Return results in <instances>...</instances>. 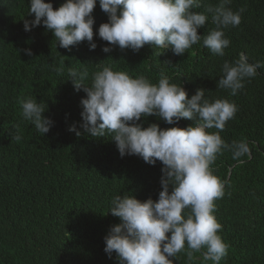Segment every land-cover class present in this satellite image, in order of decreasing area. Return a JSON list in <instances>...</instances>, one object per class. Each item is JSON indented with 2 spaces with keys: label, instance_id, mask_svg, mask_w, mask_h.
<instances>
[{
  "label": "trees",
  "instance_id": "obj_1",
  "mask_svg": "<svg viewBox=\"0 0 264 264\" xmlns=\"http://www.w3.org/2000/svg\"><path fill=\"white\" fill-rule=\"evenodd\" d=\"M64 2L52 0L54 8ZM218 3L201 0L193 11L204 12ZM29 5L30 0H0V264H119L115 252L109 257L104 251L105 236L121 223L108 212L111 200L132 194L142 201L158 199L161 162L150 165L136 155L121 157L110 136L78 137L69 131L75 124L83 133L81 99L86 93L75 90L68 69L86 67L85 83H90L91 74L106 65L133 78L142 75L153 84L163 72L170 83L182 85L189 98L203 88L210 101L227 98L236 104L234 118L220 135L228 143L246 141L251 154L235 160L224 151L211 165L224 183V196L215 201L214 210L222 225L218 232L228 245L219 264H264V68L246 78L235 96L217 84L224 62L234 63L241 53L250 63H264V0H231L227 5L234 12L244 11L240 25L224 29L230 44L223 56L211 53L202 40L182 55L147 44L139 51L115 46L104 53L107 42L98 35L95 50L87 41L64 49L43 25L25 31L24 21L34 19L28 15ZM92 15L95 33L108 21L99 0ZM213 28L209 19L198 33L207 35ZM28 98L43 104L44 115L54 121L48 133H38L23 118L20 101ZM141 122L144 127L177 126L155 115ZM177 123L186 128L195 121ZM194 257L191 264H212L204 262L201 253ZM172 264L189 261L181 252Z\"/></svg>",
  "mask_w": 264,
  "mask_h": 264
},
{
  "label": "clouds",
  "instance_id": "obj_2",
  "mask_svg": "<svg viewBox=\"0 0 264 264\" xmlns=\"http://www.w3.org/2000/svg\"><path fill=\"white\" fill-rule=\"evenodd\" d=\"M230 3L219 0L217 5L206 6L204 12H196L193 9L201 7V0H99L108 21L94 33L92 14L97 0H65L58 8L52 0H30L28 15L34 14V19L25 20L24 29L31 31L43 25L53 33L59 47L69 50L84 41L95 50L94 35H98L107 42L104 53L115 46L139 51L147 44L182 55L202 40L211 53L223 56L230 44L224 29L240 25L244 11L234 12L227 7ZM209 19L215 28L200 35L198 29ZM25 52L32 55L31 49ZM97 66L100 68V63ZM259 68H264V63H250L244 53L234 63L225 61L218 89L237 95L245 79L255 77ZM56 70L63 74V68ZM68 76L76 91L86 93L81 99L83 133L75 124L69 131L78 137L110 136L121 157L136 155L150 165L162 164L158 199L142 201L133 194L113 197L108 212L121 223L113 225L105 236L104 251L109 257L115 252L119 264H172L181 252L189 264L195 253H201L204 262L219 264L227 255L228 245L218 232L222 225L214 210L215 201L224 196V183L211 165L224 151H230L235 160L251 154L246 141L228 143L220 135L234 118L236 104L227 98L210 101L203 88L189 98L186 89L170 83L163 72L156 84L142 75L133 78L114 70L111 65L93 72L90 83H85L89 79L86 67L69 68ZM20 104L23 118L38 133L44 135L54 126V121L44 115L43 104L32 98ZM152 115L177 126L162 129L158 123H151L144 127L141 118ZM181 119L194 120L195 124L180 127L177 122Z\"/></svg>",
  "mask_w": 264,
  "mask_h": 264
},
{
  "label": "water",
  "instance_id": "obj_3",
  "mask_svg": "<svg viewBox=\"0 0 264 264\" xmlns=\"http://www.w3.org/2000/svg\"><path fill=\"white\" fill-rule=\"evenodd\" d=\"M232 171V170H231ZM231 171H230V174H231Z\"/></svg>",
  "mask_w": 264,
  "mask_h": 264
}]
</instances>
